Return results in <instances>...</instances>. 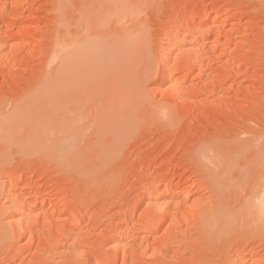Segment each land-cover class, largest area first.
<instances>
[{"label":"rangeland","instance_id":"374dc122","mask_svg":"<svg viewBox=\"0 0 264 264\" xmlns=\"http://www.w3.org/2000/svg\"><path fill=\"white\" fill-rule=\"evenodd\" d=\"M79 6L99 13L88 26ZM62 34L88 37L90 69L104 41L123 67L86 69L62 103L55 94L14 114L64 65ZM263 172L264 0H0V264H224L229 239L231 255L247 246L236 264H264V220L217 240L201 220L222 196L231 209L249 203Z\"/></svg>","mask_w":264,"mask_h":264},{"label":"bare ground","instance_id":"6f19581e","mask_svg":"<svg viewBox=\"0 0 264 264\" xmlns=\"http://www.w3.org/2000/svg\"><path fill=\"white\" fill-rule=\"evenodd\" d=\"M106 1V0H105ZM107 1H109V0H107ZM61 2V3H60ZM62 2H63V4H64V1H59V8L58 9H60V7H62V9L64 8L62 5ZM89 2H91V1H89ZM115 2V1H114ZM114 2H112V4H114ZM61 4V5H60ZM91 4V3H90ZM83 7V6H82ZM82 7L80 8V6H79V8H78V11H79V9H81V12H82V10H83V12L81 13V14H83L82 16L80 15V12H79V15L82 17V19H78V17L79 16H77V21H79V20H81V21H79V22H84V21H82L83 20V17H87L88 16V18H91L93 15H97V14H99V13H92V16L91 15H86V12H85V10L84 9H82ZM112 10V9H111ZM59 11H62L61 9L59 10ZM93 11V10H92ZM62 12H64V11H62ZM97 12H99V11H97ZM117 12H119V11H117ZM116 14V13H115ZM90 16V17H89ZM80 17V18H81ZM86 17H85V19H86ZM93 18V17H92ZM95 18V17H94ZM65 19L66 18H64L62 21H61V28H63V27H66V24H67V21H65ZM94 20V19H93ZM88 21V20H87ZM87 21H85L84 22V24H86L87 23ZM66 23L65 25H64V23ZM98 22V21H97ZM101 22V21H100ZM100 22H98V23H100ZM63 23V24H62ZM91 23V22H90ZM96 22H95V26H96ZM103 24V23H102ZM101 23H100V26H102L103 27V25H102ZM62 25H64L63 27H62ZM87 26L89 25V22L86 24ZM97 27H99V24H97ZM101 28V27H100ZM65 29V28H64ZM66 29H67V27H66ZM86 29V28H85ZM84 29V30H85ZM89 29V28H88ZM98 29V28H97ZM104 29V28H103ZM62 30V29H61ZM95 30V29H94ZM61 32H65V31H61ZM86 31H84L83 32V34L85 33ZM94 32V31H93ZM103 33H101V34H104L105 32L104 31H102ZM119 32V31H118ZM117 32V33H118ZM139 32V31H138ZM82 33V32H81ZM81 33L79 34V36L81 35ZM98 33V32H97ZM107 33H109L108 31H107ZM106 33V34H107ZM116 33V34H117ZM66 33H64V35H65ZM100 34V36H98V35H96L95 33L94 34H92L93 35V40L95 39V38H97V37H100V38H98L99 40H101V36H102V38H104V39H102V40H105V38L106 39H108V36L106 35V37H103L104 35H101ZM63 34L62 35H60L59 37H60V41H59V43L60 44H62L63 43V45L61 46L59 43V47L61 46V48H63V49H61V48H59V50L57 51V55H59V57H58V59L59 58H61L59 61H61V60H64V65H62V64H60V62L58 63V67H60L61 66V70L58 68V69H56V67H55V69L56 70H60L59 71V74H58V71H57V74H58V76L57 75H55L54 74V71H55V69H54V71H53V73L51 74V80H53V81H50V76H49V74H50V71L48 72V74H47V76H49V78L46 80V83H44L43 85L41 84V86L42 87H40V88H38V89H40V91L39 90H37L36 89V93H33V94H35L36 96H34L35 97V99H34V97H31V100L29 99V101L28 100H24L26 103H27V106H26V103L25 102H23V101H21V102H18V103H16V104H14L15 105V110H16V112L14 111V114H16V113H20V114H24V113H28L29 111H30V109H31V107L32 106H35L36 104H38V103H40V101L41 102H44V100H46L45 102H47V100H48V102L50 101V97H52L53 95H55L56 94V96L57 97H55L56 99H58L57 100V102L58 103H62V99L64 98L63 97V95L64 96H68V95H70V94H74V93H71L72 92V90L70 91V94L69 93H67L66 92V89H68V86L69 85H71V87L73 88V87H76V84L79 82V79L81 80L82 79V77H84V75H83V72L85 71V73L84 74H87L86 72V69L88 70V72H89V70H90V73L92 74L93 73V70H95L96 69V67L98 68L99 67V69H97V71L99 70V73L98 72H96V71H94V74H95V76L97 75V76H99V74L101 73L100 71H102L103 69H105L104 67H106L107 69H108V74H109V72H110V74H111V71H113L112 73H115V74H117L116 72H120V69H119V67H118V70H117V66L119 65V64H121V65H119L120 67L123 65V62H121V63H118V65H116V63L115 64H112V59L110 60L108 57H106L107 55L105 54L106 52L108 53V51H106V46H107V42H105L106 43V45H105V43L103 42V44H104V46H105V48H104V46L102 47V50H101V60L103 59V57L105 56L106 57V59L107 60H110L111 61V63H110V61L108 62V63H106V64H108L109 65V63H110V67L108 66V65H105L104 64V62H103V65H101L102 64V62H101V60L99 61L100 63V65L102 66H100L98 63H97V61H96V65H95V63H93L92 62V64H94V66H93V68H91V69H93L92 71H91V69L89 68V66H87V55H88V51L87 52H85L87 55H85V53H83L82 51H85L84 49H86L87 50V48H85V46H87L88 45V43H89V41L86 39V38H88V37H83L82 39L84 40V44H83V41H81V38L79 39L80 40V43H79V41H78V43H72L71 42V44L69 43V41L70 40H68L67 42H64V40L67 38V39H69L68 37H67V35H66V37L64 36ZM72 35V34H71ZM96 35V36H95ZM109 35V34H108ZM118 35V34H117ZM122 35V34H121ZM64 36V37H63ZM82 36H84V35H82ZM120 35H118V37H119ZM81 37V36H80ZM118 37H117V39H116V41L117 42H119V39H118ZM122 37V36H121ZM121 37H119V38H121ZM185 37V36H184ZM65 38V39H64ZM179 39H180V36L178 37ZM62 39V40H61ZM64 39V40H63ZM66 39V40H67ZM121 39H123V38H121ZM182 39V38H181ZM65 40V41H66ZM85 40H86V42H88L87 44H86V42H85ZM98 40V41H99ZM102 40L101 41H99L100 43L102 42ZM113 43L115 42V41H112ZM117 42H115V46H117L116 48L118 49V52H117V50H116V52L117 53H119V55H121V56H118V54H116V52H115V56L113 57V61H116V59H118V58H120V60L121 61H124V56H125V51L127 52L128 50L126 49L127 47H125V48H121V47H123V46H125L124 45V43L122 42V40L120 41L121 43H120V45H121V47L119 46L118 47V43ZM64 43L66 44V43H69L70 45H65L64 46ZM100 43H99V45H100ZM73 44H75V46L73 45ZM80 44V45H79ZM98 44V43H97ZM116 44H118V45H116ZM194 44V43H193ZM81 45H82V47H84V49L81 47ZM84 45V46H83ZM101 45H102V43H101ZM123 45V46H122ZM128 45V44H127ZM126 45V46H127ZM65 48H64V47ZM66 46H67V48H66ZM68 46H70V48L68 47ZM73 46H74V48H73ZM82 48V51L81 50H79V48L80 47ZM113 46V45H112ZM129 46V45H128ZM78 47V48H77ZM100 47V46H99ZM98 47V48H99ZM69 48V49H68ZM74 49L73 51L71 50V49ZM101 48V47H100ZM112 48V47H111ZM115 48V49H116ZM119 48H121V49H119ZM70 52V51H72V52H70V54L68 53V51ZM77 49V50H76ZM123 49V50H122ZM133 49V48H132ZM132 49H129V50H132ZM193 49V48H192ZM55 50V49H54ZM61 50H63L64 52H67L66 54H67V56H65V58H64V56L62 55V53H64V52H62ZM79 50V52H80V54L81 55H84V57H85V59L86 60H84L83 58V60L85 61H81V58H79V61H78V59H76V60H74V58L75 57H73V54H74V56L76 55V57H79L78 55H77V53L79 54V52H75V51H78ZM93 50V49H92ZM100 50V49H99ZM103 50H105V52L103 51ZM123 51V52H121V51ZM190 50V49H189ZM194 50V49H193ZM94 51V50H93ZM96 51H98V50H96ZM109 51H111V49L109 50ZM114 51L115 50H112V55H113V53H114ZM173 51V50H172ZM175 51V50H174ZM62 52V53H61ZM76 54H75V53ZM82 52V53H81ZM92 52V51H91ZM99 52V51H98ZM132 52V51H131ZM194 52V51H193ZM196 52L198 53V51L196 50ZM73 53V54H72ZM90 53V52H89ZM121 53V54H120ZM123 53V54H122ZM130 53V52H129ZM196 53V54H197ZM201 53V52H200ZM65 54V53H64ZM71 54H72V57H71ZM102 54H104V55H102ZM57 55L56 56H54L53 57V61H56L55 60V58L57 57ZM70 57H69V56ZM91 55H92V53H91ZM110 55V54H109ZM111 55V56H112ZM124 55V56H123ZM61 56H63V58L61 57ZM118 56V57H117ZM200 56V55H199ZM68 57L70 58L69 60L71 61V59H73L74 60V62H72V63H74V66L75 67H72L73 65L70 63V61H68ZM92 57V56H91ZM126 57V56H125ZM168 57H170V55L168 54ZM167 57V60H166V63H165V68H164V73H167L169 70H170V68H171V66H172V64H173V62H174V60L173 59H170V58H168ZM196 57V56H195ZM67 58V59H66ZM98 58H99V56H98ZM111 58V57H110ZM114 58H116V59H114ZM122 58V59H121ZM172 58H174L173 56H172ZM197 58V57H196ZM201 58V57H200ZM92 59H93V57H92ZM106 59L104 60L105 62H107L106 61ZM129 59V58H128ZM192 59H194L193 57H192ZM72 60V61H73ZM88 60H90V59H88ZM98 60V59H97ZM119 60V59H118ZM66 61L67 62H69V64L71 65L70 67H69V65H67V64H65L66 63ZM80 61H81V63H80ZM91 61V60H90ZM197 61H198V59H197ZM79 63V64H77L76 65V63ZM95 62V61H94ZM120 62V61H119ZM192 62V61H191ZM54 63V62H53ZM83 63V64H82ZM84 63H86V65H85V67H84ZM91 63V62H90ZM90 63H89V65H90ZM114 63V62H113ZM82 64V65H81ZM128 64H130L129 62H128ZM60 65V66H59ZM116 65V66H115ZM63 66V67H62ZM81 67V69L80 68H78V67ZM72 67V68H71ZM76 67H77V69L79 70H77L76 69ZM90 67H91V65H90ZM116 69H115V68ZM123 67V66H122ZM121 67V68H122ZM74 68H75V70H77L76 71V73H74ZM102 68V69H101ZM113 68V70H111V71H109L110 69H112ZM128 68V67H127ZM84 69V70H83ZM101 69V70H100ZM107 69H105V71L107 70ZM68 70H69V72H68ZM74 70V71H73ZM115 70H116V72H115ZM55 73H56V71H55ZM69 74L70 73V75H66V74ZM74 73V74H76V76L73 74V76H72V74ZM89 73V74H90ZM122 73V72H121ZM120 73V74H121ZM61 74V75H60ZM105 73H103V75H104ZM104 75V76H106V77H109V75ZM119 74V73H118ZM53 75V76H52ZM79 75H80V78H79ZM88 75V74H87ZM93 75V74H92ZM91 75V76H92ZM102 75V73L100 74V76ZM112 75V74H111ZM110 75V76H111ZM56 76L58 77V78H56ZM65 76H67L68 78L69 77H71V78H69V80L70 81H68V79H67V77H66V79H65ZM103 76V77H104ZM53 77L55 78V79H53ZM73 77H74V79H76V80H73ZM94 77V76H93ZM112 77V76H111ZM114 77H116V75H114L113 76V78ZM78 78V79H77ZM94 78H96V77H94ZM98 78V77H97ZM61 79V80H60ZM100 79H101V77H100ZM105 79V78H104ZM109 79V78H108ZM111 79V78H110ZM66 80V81H65ZM58 81H59V83H61V81L63 82V81H65V82H63V83H65V84H61V85H63L62 87H61V85L60 84H58ZM67 81H68V84H67ZM99 80H97L96 82H98ZM56 82V83H55ZM72 82H74V84H75V82H76V84H75V86H73L71 83ZM102 82H104V80L102 79V81L100 80V86L102 87ZM52 83V87H54L55 89H53L51 86H50V84ZM55 83V84H54ZM108 83V82H107ZM106 83V84H107ZM67 84V85H66ZM99 83H97L96 85H97V87L96 88H98V89H100V86L98 85ZM104 84V83H103ZM56 85H57V87H56ZM40 86V85H39ZM49 86V87H48ZM105 87V86H104ZM60 89V90H62L61 92H60V90L58 91V89ZM64 88H65V90H64ZM46 89H47V91H46ZM49 89V90H48ZM56 89H57V91H58V94H59V92H60V94H59V96L57 95V91H56ZM65 92H64V91ZM74 90V89H73ZM39 91V92H38ZM50 91H52L51 93L52 94H49L50 93ZM55 91V92H54ZM68 91V90H67ZM101 91V90H100ZM99 90H98V92L99 93H101ZM45 92H47V94L46 95H44L45 94ZM64 92V94H62ZM104 92V91H103ZM62 95V96H61ZM100 95V94H99ZM29 96V95H28ZM28 96H26V99L28 98ZM49 96V98H47ZM72 96V95H71ZM74 96V95H73ZM47 99H46V98ZM59 97L61 98V99H59ZM63 97V98H62ZM32 98L34 99V100H32ZM43 98H44V100H43ZM19 101V100H18ZM28 101V102H27ZM35 103H34V102ZM36 101H39V102H36ZM28 103H30V104H28ZM34 103V105H32V104ZM63 105V104H62ZM31 106V107H30ZM28 107V108H27ZM28 109V110H27ZM27 110V111H26ZM25 111V112H24ZM25 114V115H26ZM25 115H23L24 117H25ZM11 117H12V115H11ZM11 117L9 116V118H8V120L9 119H11ZM14 117H16L15 115H14ZM23 117V118H24ZM18 118H20L19 116H18ZM22 117L20 118V119H23ZM106 118H107V116H106ZM106 118H104L105 120H106ZM13 120H14V118H13ZM17 121V120H16ZM7 123H9V121L7 122ZM104 124H105V122H104ZM207 147H208V145H206ZM201 148H203V147H201ZM210 148V147H209ZM204 149V148H203ZM207 149V148H206ZM198 150V149H197ZM201 150V149H200ZM202 151H204V150H202ZM201 151V152H202ZM205 152H206V150H205ZM199 153H200V151H199ZM200 155V154H199ZM233 158V157H232ZM233 161H234V159H232ZM231 161V160H230ZM228 163V162H227ZM235 164H236V162H234ZM231 166H232V164H231ZM251 169V168H250ZM257 171V170H256ZM260 171V170H259ZM252 172V171H251ZM257 176V175H256ZM261 177H259L258 178V180H256L255 181V183L250 187V189H249V192H248V199H246V200H250V202L249 203H244V204H242V206H240V208H237V209H235V208H233V209H231V207L228 205V204H226V196L227 195H225V200H224V202H222L223 200V196L221 195L222 194V190H223V188H221L220 186H221V183H220V181H219V184H218V186H217V184H215V188H216V186H217V188L219 189V191H217V193H219V192H221V194H217V195H221L222 197V199L220 198V201L218 202V205H216V207L214 208V210H206V213H202V221H203V226L205 225L206 226V228H207V230L206 231H208L207 233H205V235L207 236L206 237V240H210V239H214V240H217L218 238V236H222V235H225L224 237L226 238V237H233V236H236V235H240V236H245L249 231V229L248 228H251V227H249V226H252L253 224H255V222H256V224H257V222H259V221H262V220H264V172L260 175ZM217 183H218V181H216ZM251 183V182H250ZM220 185V186H219ZM243 185V184H242ZM248 185V184H247ZM245 186V185H244ZM250 186V185H249ZM220 188H221V190H220ZM246 188V187H245ZM249 188V187H248ZM216 191V190H215ZM227 194V193H226ZM229 196V195H228ZM228 198V197H227ZM225 203V204H224ZM247 204V205H246ZM13 208H14V210L15 211H19V210H21V208L22 207H20L17 203L16 204H14L13 205ZM23 210V209H22ZM250 216H252L253 218H248V217H250ZM230 219V220H229ZM233 219H235V221L236 222H234L233 221ZM249 219L251 220V221H249ZM22 221H24V220H22ZM21 221V222H22ZM234 223H233V222ZM226 222H228L227 224L228 225H230V224H232V226H230V227H227L228 225H226L225 226V228H224V224H226ZM261 225V224H260ZM204 226V227H205ZM227 227V228H226ZM21 228V227H20ZM205 228V229H206ZM235 230H234V229ZM204 229V230H205ZM23 230V229H22ZM27 233V232H26ZM29 233V232H28ZM220 233H223V234H220ZM10 236V230H8L7 228H4V229H1L0 228V239H5V238H7V237H9ZM216 238V239H215ZM221 238V237H220ZM219 238V239H220ZM204 239H205V237H204ZM205 240V241H206ZM236 240V239H235ZM234 243V239L233 240H231V239H229V240H226V244L224 245L225 246V256H227V258H225V259H228V260H225V261H227V263L229 262V264H236V261H237V259L240 257V254H241V252L243 251L244 252V250L246 251V249H247V246H246V244L245 245H243L244 243H241L242 245L240 246L241 247V250H238V251H240V252H235V254H232L231 255V246H232V244ZM246 248V249H245ZM248 256V255H247ZM256 256V255H255ZM83 258V257H82ZM244 258V257H243ZM251 258V257H250ZM249 257L248 258H244L243 260H242V262L240 263V264H252L253 262L251 261V259H250ZM257 258H258V256H257ZM79 259V258H78ZM84 259H86V256H85V258ZM88 259V258H87ZM240 259V258H239ZM81 260V259H80ZM252 260H254V259H252ZM82 261H84V262H82V264H88L89 263V261H87V260H82ZM218 261V260H217ZM220 261V260H219ZM218 261V262H219ZM225 261H222V263H224L225 264ZM239 261V260H238ZM251 261V262H250ZM256 261V260H255ZM240 262V261H239ZM78 264H79V262H78ZM111 264V263H110ZM215 264V263H214ZM219 264V263H218Z\"/></svg>","mask_w":264,"mask_h":264}]
</instances>
